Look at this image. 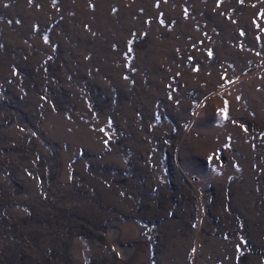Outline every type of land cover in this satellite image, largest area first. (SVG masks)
Wrapping results in <instances>:
<instances>
[{
	"label": "rangeland",
	"instance_id": "rangeland-1",
	"mask_svg": "<svg viewBox=\"0 0 264 264\" xmlns=\"http://www.w3.org/2000/svg\"><path fill=\"white\" fill-rule=\"evenodd\" d=\"M0 264H264V0H0Z\"/></svg>",
	"mask_w": 264,
	"mask_h": 264
}]
</instances>
